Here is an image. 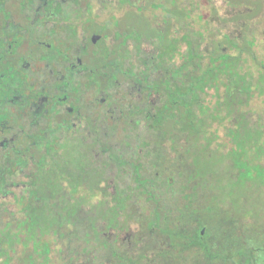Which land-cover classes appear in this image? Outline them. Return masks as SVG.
Masks as SVG:
<instances>
[{
	"label": "rangeland",
	"instance_id": "1",
	"mask_svg": "<svg viewBox=\"0 0 264 264\" xmlns=\"http://www.w3.org/2000/svg\"><path fill=\"white\" fill-rule=\"evenodd\" d=\"M108 1L93 7L95 25L99 28L108 26L112 18L120 21L117 26L113 24L116 29L109 30L105 40L98 45V48L106 46L108 60L113 56L110 54V45L115 42L112 33L123 30L126 25L123 19H130L142 11L152 27L161 32L167 29L171 39L179 40L177 51L186 49L187 42L182 40L183 37L196 53L199 50L207 53L213 44L224 47V39L241 45L246 38L252 42L256 56L255 63L247 62L254 72L252 83L257 82L260 72L264 80V0H239L240 3L235 0ZM258 1L262 11L257 18L249 21L238 17L252 12L253 2ZM180 15L183 18L180 19ZM198 15L203 17L202 20ZM204 20L207 21L205 26ZM132 28L135 29L133 24ZM155 43L154 39L142 37L138 45L128 40L129 55L124 60V67L129 64V57L131 63L138 66L136 59L139 57L155 56ZM173 55L172 61L164 59L162 68L153 72L152 83L157 85L165 81V69L181 61L176 52ZM192 67L196 70V63ZM166 80L175 82L172 78ZM220 88L223 97V87ZM127 89L123 86L121 91ZM129 94V106L143 112L132 117L133 121L140 122L135 131L119 142L110 131L105 135L107 127L102 125L100 135H86L85 146L69 147L66 157L70 160V168L76 171L82 159L85 180L79 184L61 181L54 188L53 196L35 200L32 204L48 215V226L43 227V231L32 230L38 241L36 250L41 251L44 243L50 249L46 255L33 253V257H37L33 264H129V260L136 264H233L222 260L228 253L233 259L238 258L235 253L242 245L253 250V264H264V87L253 91L250 98L245 93H235L234 98L229 99L231 107L223 106L220 114L224 120L219 124L208 122L211 127L204 129L209 132L217 129L216 138L209 133L189 134L178 130L171 135L168 128L150 131L149 121L143 118L162 104L160 95L152 91L140 102L137 89L130 84ZM231 128H237L245 141L243 159L250 164L252 172L260 171L259 176L254 174L249 181L239 180L238 169L233 166L226 137ZM79 149L84 152L81 158ZM123 160L140 165L147 186L153 189L152 195L136 189L133 167L124 172V165L119 164ZM113 192L123 206L121 210L118 207L116 217L109 210L115 203ZM22 193L24 198L28 190H22ZM160 198L163 210L159 213L164 219L155 228L150 226L154 220L153 201ZM28 203L27 199L21 204L11 197L6 200V208L21 217V241L26 237L24 219ZM73 206L77 207L75 213ZM14 218L13 215L10 220L12 225ZM164 224L170 225L168 230L172 237L162 233ZM200 228L201 231L205 229L204 239L215 257L206 261L198 254L197 260L195 256L192 262H185L177 255L178 248L169 247L170 242L180 239L179 234ZM94 232L99 238L108 239V247L90 239L89 245L95 248L84 251L85 241L75 240V235L83 237L88 233L92 237ZM60 234L72 238L61 240ZM27 244L29 248L33 247L31 240ZM20 248L23 249L21 243ZM45 257L48 262L43 259ZM19 258L17 264H26L21 252ZM14 263L12 259L9 264Z\"/></svg>",
	"mask_w": 264,
	"mask_h": 264
},
{
	"label": "flooded vegetation",
	"instance_id": "2",
	"mask_svg": "<svg viewBox=\"0 0 264 264\" xmlns=\"http://www.w3.org/2000/svg\"><path fill=\"white\" fill-rule=\"evenodd\" d=\"M107 2L0 0V264H5L6 260V231L17 234L14 264L21 252L23 224L20 216L6 208L9 197L19 204L23 199H27L28 204L32 200L33 204L53 194L54 182L82 183L86 177L85 166L81 159L76 171L70 168V160L66 157L68 148L85 146L86 135H100L102 125L108 129L104 134L110 131L119 142L136 129L129 125L132 121L129 112H139L129 106V64L124 67V63L101 62L102 55L107 56V49L105 45L102 48L98 45L120 22L112 18L108 26L95 25L93 7ZM126 22L129 23V19H123L126 24L123 31L129 32ZM128 40L125 44L115 40L110 45V54L123 52L128 58ZM118 69L126 70L127 79L109 80L110 71L116 73ZM123 86L128 88L125 92L121 91ZM138 96L139 101H143ZM83 153L79 149L80 158ZM123 161L126 162L124 172L132 164L136 165L129 160ZM22 190H28L24 198ZM115 194L113 192L112 200ZM112 207L110 213H118L119 208ZM76 208H73L74 213ZM46 223L30 228L42 230ZM169 226L164 224L162 233L172 237ZM198 234L202 246L197 245ZM204 234L205 229L201 231V228L179 234L180 239L170 242L169 247L178 248L177 255L185 262H192L195 256L197 260L198 254L209 261L215 255ZM245 247L242 245L236 251L238 258L233 259L228 253L222 262H240L243 259L239 253H246ZM129 264L136 262L129 260Z\"/></svg>",
	"mask_w": 264,
	"mask_h": 264
},
{
	"label": "trees",
	"instance_id": "3",
	"mask_svg": "<svg viewBox=\"0 0 264 264\" xmlns=\"http://www.w3.org/2000/svg\"><path fill=\"white\" fill-rule=\"evenodd\" d=\"M238 2L239 0H235ZM250 2V1H249ZM240 3V1H239ZM254 10L248 12V14L243 16H238L243 19H248L249 21L257 18L262 11V4L258 2H253ZM247 7V6H246ZM249 8V7H248ZM142 11L136 13L133 17L129 19V32L127 31H117L114 33V39L116 41H121L123 44L129 38L133 40L136 45H138L141 37L145 40H156L157 54L151 57H139L136 59V64L134 66L131 63V58L129 57V83H133L135 88H138V94L141 96L142 100L145 101L152 91L156 92L161 97L162 104L155 108L153 113L144 116V120L149 121L148 128L162 131L163 128H168L172 132L171 135L179 130L184 133L189 134H203L207 133L212 134L216 138L217 129L212 131H205V128L211 127L210 123L212 122H221L224 120L220 116L223 106L226 108L231 107L229 104V99L234 98L235 93H245L247 98H250L253 91L261 90L264 87V80L259 73V78L256 83H252L254 72L251 71L248 67L247 62L250 60L256 62L255 52L253 50V44L251 41H248L246 38L242 40V44L238 45L231 40L224 39L221 46L219 44H213L210 51L207 53L199 50L196 53V49L191 47V43L182 38L183 41L187 42L185 51H177L178 39H171L168 35V30L165 29L164 32H161L160 29L152 27L151 23L146 20V15ZM173 14L176 12L173 11ZM185 17V16H184ZM198 19L202 20V16L198 15ZM237 17V18H238ZM183 18L180 15V19ZM167 22L166 24H168ZM207 21H203L205 26ZM135 27L134 30H132ZM197 35L200 36L201 33L197 32ZM209 37H213L209 35ZM174 52L177 56L180 57L181 61L177 64H174L172 67H167L163 73V78L165 81L157 83L155 85L150 80L151 75L155 72L156 69L162 68V63L164 59L166 61H172L174 57ZM114 53H112L113 55ZM113 57V58H112ZM109 60L107 56L102 55V63L106 64H116L123 65L124 60L127 55L123 52H117ZM196 62H195V61ZM196 63V70L193 69V65ZM126 70L118 69L115 72L110 71L111 76L108 77L109 80H120L127 79ZM119 74L123 75L120 76ZM172 78L175 82L169 83L166 79ZM223 87L224 96H221V88ZM224 100V101H222ZM139 112H129V120L132 117L138 115ZM197 113V114H196ZM132 115V116H130ZM133 122V123H132ZM210 122V123H208ZM139 121H129V125L133 128L139 124ZM246 131L248 129H245ZM237 128H231L228 131L227 145L229 146V154L232 157L233 166L238 169V179L249 181L251 177L256 174L260 175V171L252 172L250 164L243 159L242 146L245 143L242 136L239 134ZM164 134V133H163ZM165 135V134H164ZM170 135V136H171ZM169 136V137H170ZM119 164L125 165V161H120ZM133 167L132 178L135 181L136 189L141 193H146L148 195L153 194V189H150V186H147L146 180L143 174L140 172V165H131ZM258 167V165H256ZM124 171V170H123ZM239 182V181H238ZM58 183L54 182V188H57ZM54 195V191L52 196ZM152 200L151 196H148ZM115 206L123 209V206L120 205L121 199L119 196H116ZM162 198L154 202L153 216L154 220L151 221V225L158 227L160 220L159 211L163 210L160 207ZM32 204V200H30ZM31 204L25 206V222L29 225L27 230H25L26 237L24 241H21L23 249L21 250V256L25 257L26 264H33L35 259L33 253H42L44 255L48 254L50 249L48 244L44 243L42 245L43 249L37 251L38 241L36 240V232L31 230V226L42 224L44 225L47 222V216L44 211H38L35 207H32ZM177 208H179L177 206ZM112 209L113 212H115ZM118 213H113V217H116ZM52 222H55L52 219ZM43 231V230H42ZM1 234V232H0ZM61 240H68L72 238L69 235L59 236ZM82 239L85 241L84 251L88 248L94 249L89 245L90 239H92L97 245L107 246V238H99L97 233H92V237L85 233L82 236L75 235L74 239ZM32 241L33 247L29 248L27 242ZM196 240L198 241L197 245L202 246L201 238L196 235ZM1 241V237H0ZM4 241L6 245L5 251V264H9L13 259L14 255V242L17 241V234L14 231H6L4 233ZM74 242V241H73ZM75 244V243H74ZM87 252V251H86ZM246 253H239L242 255V259L238 263L233 264H253V250L249 247H245ZM40 253V254H41ZM20 259V258H19ZM28 259V260H27ZM48 257H45V261L48 262Z\"/></svg>",
	"mask_w": 264,
	"mask_h": 264
}]
</instances>
